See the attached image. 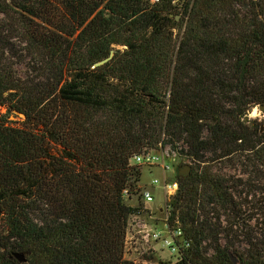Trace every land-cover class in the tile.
Instances as JSON below:
<instances>
[{"label":"trees","instance_id":"obj_1","mask_svg":"<svg viewBox=\"0 0 264 264\" xmlns=\"http://www.w3.org/2000/svg\"><path fill=\"white\" fill-rule=\"evenodd\" d=\"M174 1L0 0V264H134L131 161L166 147L191 164L174 264H264V208L246 221L248 181L215 167L264 169V123L244 121L264 105V0Z\"/></svg>","mask_w":264,"mask_h":264},{"label":"built area","instance_id":"obj_2","mask_svg":"<svg viewBox=\"0 0 264 264\" xmlns=\"http://www.w3.org/2000/svg\"><path fill=\"white\" fill-rule=\"evenodd\" d=\"M169 151L167 147L160 151H143L132 158L131 163L133 165L140 168H158L162 172V178H152L149 183L154 191L142 190L138 192V198L144 205H151L159 191L167 198L168 202L179 192L180 185L176 178L177 156L171 151L169 153ZM173 165H175V170ZM123 197L127 201L132 196L126 189L123 191ZM168 202L165 203L166 210L161 208L157 210L159 214L162 211L168 214ZM146 212L149 211L146 210ZM154 213V211L149 212V221L143 220L141 213L129 217L123 246V258L125 260L134 264H144L146 255L150 253L151 248H154L153 245H157L159 251L166 252L172 258L173 262L170 264H174L190 248L191 239L181 230L178 220L170 223L168 215L159 219Z\"/></svg>","mask_w":264,"mask_h":264},{"label":"rangeland","instance_id":"obj_3","mask_svg":"<svg viewBox=\"0 0 264 264\" xmlns=\"http://www.w3.org/2000/svg\"><path fill=\"white\" fill-rule=\"evenodd\" d=\"M179 21H180V17L177 20V22ZM252 111L253 109L245 115L248 117V120H249L248 123H251V124L254 123L258 127L262 126L264 123V113L259 111L261 115L256 118H252L250 115ZM4 112H5V109H2L1 113H4ZM9 120L13 122L15 121V123H19L23 119L21 116L16 117L10 114ZM154 151L155 150H150L149 152H154ZM176 159H177L176 160L177 169L181 167L180 166L181 164L185 166H189V167L191 165L190 162L186 159H182L178 157ZM215 167L218 171H221V172L223 171L224 173L230 174L233 177V178L228 179L229 181L227 182V184H229L230 186L235 185L236 184L235 180L237 179H243V180L248 181L247 185L240 186L234 189L235 191L234 193L236 195L238 193L241 194L240 200H242L243 203H245V198H246V201L248 202L247 205H244V209L242 211V213H244V217L246 221L248 218L250 219L253 216L257 217L256 215H259L262 212L260 210L261 207L264 208V198H261V193H260L261 191L260 185H261V182L264 181V169L259 168L260 170L258 171L257 169H255L252 163L250 164L248 161H243L238 158L232 161H228V162L226 161V162L217 163L215 164ZM176 168H175V165H173V169L175 170ZM140 169H141V178H140V182L138 183L139 189H140L139 191H142V190L154 191L150 187L149 183L152 178H158V179L162 178V172L158 168L154 169V168L141 167ZM166 202H168L167 198L164 197L160 191L157 192V194L155 195V200L151 205L142 204V202H140L138 198V195H132L131 199L126 201L127 204H130L132 206H138L139 204H142L143 209L141 211V214H143L142 217H143V220L145 219V221L150 220L149 219L150 211H154L156 213V214L154 213V215H156L159 219L165 217V215H168L167 212L165 211L164 212L162 211L161 214H159L157 211L159 208L166 210V204H165ZM146 210H148L149 212L147 213ZM242 246L245 247L244 244ZM153 247L154 248L153 249L151 248L150 253L146 255L145 257L146 260L144 259L145 261L144 262L142 261L144 264H164V263L173 262L172 258L168 256L166 252L159 251V247L157 245H153Z\"/></svg>","mask_w":264,"mask_h":264},{"label":"water","instance_id":"obj_4","mask_svg":"<svg viewBox=\"0 0 264 264\" xmlns=\"http://www.w3.org/2000/svg\"><path fill=\"white\" fill-rule=\"evenodd\" d=\"M174 19L177 21L179 19V16L176 15L174 17ZM113 54H114V50H111L110 53H109V56L107 58L95 63L93 67H97V66L105 64L106 62H108L112 58ZM259 111L264 113V105L259 106ZM244 121L245 122L248 121V117L247 116L244 118ZM190 170H191V168L189 166L180 167V168L177 169V175L179 177H186V176L189 175ZM228 255H229V258H230L232 264H239V260L235 256H233L232 253L229 252ZM11 257H14L15 259H17L21 263H23L25 261V256H24L23 253L13 252L11 254Z\"/></svg>","mask_w":264,"mask_h":264},{"label":"clouds","instance_id":"obj_5","mask_svg":"<svg viewBox=\"0 0 264 264\" xmlns=\"http://www.w3.org/2000/svg\"><path fill=\"white\" fill-rule=\"evenodd\" d=\"M251 117L252 118H256L258 116H260L261 114L259 113V106L257 105L255 109H253V111L251 112Z\"/></svg>","mask_w":264,"mask_h":264}]
</instances>
